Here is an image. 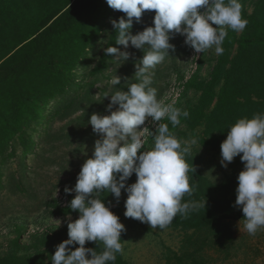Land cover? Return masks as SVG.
<instances>
[{
  "label": "trees",
  "instance_id": "trees-1",
  "mask_svg": "<svg viewBox=\"0 0 264 264\" xmlns=\"http://www.w3.org/2000/svg\"><path fill=\"white\" fill-rule=\"evenodd\" d=\"M240 2L243 5L242 16L248 20L246 28L240 32L227 29L228 35L222 44L223 54L217 56L207 80L198 81L194 74L183 85L199 92L197 101L182 109L189 116H181V123L175 128L167 118L160 121L167 123L177 138L197 137L199 142L196 146L215 154H221V143L238 119L264 114V0H255L250 13L246 8L247 0ZM115 11L107 5L106 0H0V165L15 156L17 147L23 149L22 159L27 155L37 156L33 150L38 140L30 139L29 134L33 133L31 127L48 122V106L68 92L75 68L103 33L104 44L98 66L93 72L100 73L111 66L112 55H105L103 49L108 46L119 49L122 45L115 44L117 33L112 24L108 25V21H118L122 16L127 19L126 14L120 11L115 14ZM149 13L146 10L141 19ZM135 23L133 18V26ZM142 58L143 55L132 53L122 67L123 73L119 76L121 83L112 86L109 93H106V88L103 89L98 99L93 95L91 86L84 91L81 99L65 100L59 110L54 112L55 116H60L59 112L63 110L60 118L67 119L79 107L81 115L64 125H72L71 133L52 134L50 138L53 141L61 138L65 140L74 133L83 142L87 140L90 143L98 137L88 123L90 116L94 113L110 115L106 111L110 97H105V94H114L118 89L128 91V82L138 83L134 76L136 64ZM160 72V69H155L156 76ZM154 83L151 86L156 88ZM157 91L159 99L162 90L157 87ZM82 146L78 147L77 152L83 149ZM45 162L43 160L39 168ZM186 162L195 168V172H190L189 176L190 184H195L196 190L191 197L186 195L184 201L206 199V206L187 218L178 214L165 229L153 228L159 232H181L176 250L165 247L163 264H216L236 257L240 252L245 255L253 252L249 234L242 230V208L234 206L237 177L244 169L240 156L227 164V169L218 181L203 174L194 155L190 154ZM22 171L18 177L10 174L6 181H3V174L0 173V191L8 186L11 196L32 201L33 212L44 206L52 217H79L78 212L69 208L70 201L75 197L71 193L66 194L65 187L59 190L66 197L65 203L53 199L43 204L34 188L38 174L32 176L31 172ZM136 179L133 174L126 185L135 183ZM123 191L119 201L125 204ZM102 198L124 225L123 209L119 205L112 206L117 203L114 195L105 192ZM68 238V227L45 235L28 246L21 245L20 238L16 237L13 241L14 250L1 255L0 264H52L55 252L47 248L57 246ZM125 238L123 231V248ZM70 247L75 250L79 245ZM85 247L101 252L104 245L102 242H86ZM31 249L35 252L28 253ZM20 251L24 252L20 254ZM257 256L254 253L251 259ZM110 264L128 262L122 252L117 253L116 260Z\"/></svg>",
  "mask_w": 264,
  "mask_h": 264
},
{
  "label": "clouds",
  "instance_id": "clouds-1",
  "mask_svg": "<svg viewBox=\"0 0 264 264\" xmlns=\"http://www.w3.org/2000/svg\"><path fill=\"white\" fill-rule=\"evenodd\" d=\"M106 3L127 17L111 22L117 33L115 44L127 49L131 43L144 52L136 64L134 77L139 82H128V91L118 89L114 94H105L110 97L106 108L110 115L90 116L88 123L100 138L95 141L92 158L83 163L75 188L64 190L66 194L77 193L69 208L78 212L79 218L68 223L69 238L56 246L52 264H110L117 253L123 252L121 233L125 228L105 205L102 198L105 192L113 194L119 203L124 190L125 217L148 223L152 228L165 229L178 214L187 218L205 208L206 199L184 201L186 195L191 197L196 190L189 176L195 168L193 164L189 166L186 158L198 144V138L179 139L167 123H159L155 133L147 127L141 129L148 118L153 122L167 118L175 128L180 125L181 116H189L186 110L157 98V89L151 86L152 70L169 56L170 49L175 51L169 41L176 34L185 37V45L196 53L214 48L221 55L227 29L240 32L248 24L242 16L240 0H106ZM146 10L155 11L154 27L132 35L133 18L139 22ZM103 51L105 55H114L117 61L125 62L131 55L113 46ZM109 83L117 86L121 78L115 75ZM115 106L118 107L113 111ZM148 136L153 138L154 146L143 150ZM221 156L224 167L237 156L244 163L237 177L234 206L242 208L244 228L249 235H255L264 227V114L238 119L221 143ZM133 174L136 182L126 185ZM86 242H102L103 251L85 247ZM75 245L79 247L73 250L70 246Z\"/></svg>",
  "mask_w": 264,
  "mask_h": 264
},
{
  "label": "rangeland",
  "instance_id": "rangeland-1",
  "mask_svg": "<svg viewBox=\"0 0 264 264\" xmlns=\"http://www.w3.org/2000/svg\"><path fill=\"white\" fill-rule=\"evenodd\" d=\"M255 0H247L246 8L248 13L251 12ZM203 11V9H201ZM118 10L115 11V14ZM155 11L143 17L139 22L132 27L131 34L135 35L143 31L146 27L153 26ZM114 19L108 21L110 26ZM213 27H218L213 25ZM106 32V31H105ZM103 33L93 44V46L86 52L82 60L78 63L73 73V81L69 85L68 92L59 97L56 102L51 103L46 110L45 124L33 125L31 130L33 133L29 134L31 140H38V145L35 151L38 158L27 155L23 158L21 147L16 148V154L10 158L3 165H0V173L3 174V181H6L10 174L19 176V172L30 173L35 176L37 173L36 185L34 188L38 192L39 201L43 204L56 199L58 203H65L66 197L59 192L61 188L74 189L77 182L78 173L81 170L83 163L92 158L94 152V144L96 137L92 142L87 140L83 142L79 139L78 134H72L71 138L65 140H52L50 136L57 133H71L72 125L67 127L64 125L81 115V109L71 115L67 119L60 118L63 110H60V116L54 115L58 111L60 105L65 100H72L79 98L89 87L92 86V93L98 99L100 92L106 88V93L111 90L109 81L115 75L118 77L123 73V60H115L114 55L111 56L113 61L109 68L102 70L100 73H94L93 70L98 66L99 54L104 44ZM185 37L176 34L169 42L175 46V51L169 50V56L158 64L152 71L154 72L153 82L162 90L159 99H162L165 104H173L179 109H184L194 104L199 92L193 88L187 89L183 86L192 75H196L198 81H205L208 79L212 68L215 64L217 54L214 48L206 50L204 53H196L193 49L186 46L184 43ZM120 51H127L129 53L137 52L144 55V52L135 49L129 43L127 49L122 45ZM161 70L158 76L155 74V69ZM129 78V77H127ZM153 87V86H152ZM156 87V89H157ZM155 88V87H154ZM158 92V91H157ZM160 122H153L151 118L146 120L145 124L141 126L149 128L153 133L156 132ZM81 133V132H80ZM38 137H40L38 139ZM83 144V149L80 146ZM154 146V140L151 136L146 138L143 150H151ZM80 147L79 152H77ZM140 153L138 152V155ZM191 154L199 161L203 174L208 176L213 181H218L222 177V173L227 167L222 166L221 154H215L198 146L192 148ZM40 158V159H39ZM39 159V160H38ZM45 160V165L39 164ZM54 187H57L54 189ZM9 187L0 191V256L11 253L14 250L13 241L19 237L21 245H32L39 239L54 231H58L67 227L68 223L74 222L78 216H61L52 217L46 207L38 208V211L33 212L31 206L32 201H26L21 196H11ZM57 193V194H56ZM73 197L77 195L75 191H71ZM122 198L127 199V193L123 191ZM37 202H34L36 205ZM119 205L125 213V204L122 201L115 203L112 206ZM28 209L31 211L26 212ZM24 211V212H23ZM124 233L125 242L123 248V256L128 264H163V251L165 247L176 250L181 239V232L176 230H166L159 232L154 230L150 224L142 223L139 220L125 217ZM57 221H60L58 224ZM242 230L247 233L245 228ZM251 247L254 249L248 255L240 252L236 257L230 260L216 263V264H264V227L260 228L255 235H249ZM50 252H55L56 245L47 248ZM24 251H20L22 254ZM31 249L28 253H34ZM257 253L256 258L251 259L252 255ZM90 258V257H89Z\"/></svg>",
  "mask_w": 264,
  "mask_h": 264
}]
</instances>
